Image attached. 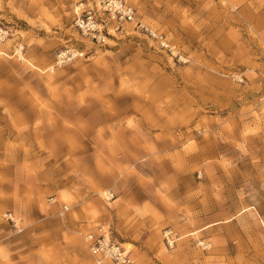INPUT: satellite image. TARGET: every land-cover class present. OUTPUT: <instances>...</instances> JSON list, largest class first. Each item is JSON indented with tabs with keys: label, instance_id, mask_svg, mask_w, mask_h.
Wrapping results in <instances>:
<instances>
[{
	"label": "rangeland",
	"instance_id": "rangeland-1",
	"mask_svg": "<svg viewBox=\"0 0 264 264\" xmlns=\"http://www.w3.org/2000/svg\"><path fill=\"white\" fill-rule=\"evenodd\" d=\"M120 1L0 0V264H264V0Z\"/></svg>",
	"mask_w": 264,
	"mask_h": 264
},
{
	"label": "built area",
	"instance_id": "built-area-1",
	"mask_svg": "<svg viewBox=\"0 0 264 264\" xmlns=\"http://www.w3.org/2000/svg\"><path fill=\"white\" fill-rule=\"evenodd\" d=\"M104 10L111 12L121 22L133 21L135 13L131 6L122 3L120 0H94ZM86 13L78 17L77 24L84 32H93L97 30V22L91 9L85 10ZM142 25V24H141ZM118 27V26H117ZM11 219V215H7ZM84 242L90 254L95 261L102 263L109 260L113 264H131L133 261L129 252L122 243L112 237L109 229L105 226H99L95 230L88 231L84 235Z\"/></svg>",
	"mask_w": 264,
	"mask_h": 264
},
{
	"label": "bare ground",
	"instance_id": "bare-ground-1",
	"mask_svg": "<svg viewBox=\"0 0 264 264\" xmlns=\"http://www.w3.org/2000/svg\"><path fill=\"white\" fill-rule=\"evenodd\" d=\"M18 52H19V50H18ZM126 247H127V244H126Z\"/></svg>",
	"mask_w": 264,
	"mask_h": 264
},
{
	"label": "crops",
	"instance_id": "crops-1",
	"mask_svg": "<svg viewBox=\"0 0 264 264\" xmlns=\"http://www.w3.org/2000/svg\"><path fill=\"white\" fill-rule=\"evenodd\" d=\"M128 245V244H127Z\"/></svg>",
	"mask_w": 264,
	"mask_h": 264
}]
</instances>
